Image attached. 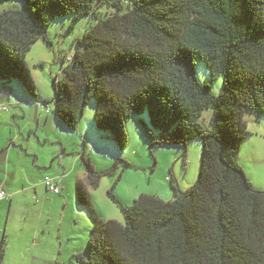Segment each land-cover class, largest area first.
I'll list each match as a JSON object with an SVG mask.
<instances>
[{"label":"trees","instance_id":"16d2710c","mask_svg":"<svg viewBox=\"0 0 264 264\" xmlns=\"http://www.w3.org/2000/svg\"><path fill=\"white\" fill-rule=\"evenodd\" d=\"M11 0H0V2ZM0 13V80L38 99L26 55L58 18L87 17L62 77L53 78V113L76 129L93 99L94 128L122 150L126 119L146 108L152 143L186 148L200 138L198 178L173 198L142 193L119 205L124 223L94 219L84 264H264V190L238 162L249 134L246 110L264 113V0H22ZM210 72L196 73V59ZM222 78L214 94L213 82ZM26 96V95H25ZM44 104H50L43 100ZM212 108L208 127L198 117ZM148 135L152 136L148 131ZM88 181L99 184L90 158ZM79 202H86L83 183Z\"/></svg>","mask_w":264,"mask_h":264},{"label":"rangeland","instance_id":"374dc122","mask_svg":"<svg viewBox=\"0 0 264 264\" xmlns=\"http://www.w3.org/2000/svg\"><path fill=\"white\" fill-rule=\"evenodd\" d=\"M22 2V0L0 2V13L4 10L19 8ZM86 25L87 17L85 16L74 19V16L69 15L55 19L47 29L50 44L44 38H40L33 42L27 52L26 61L35 79L38 98L49 101L52 109L54 108L53 78L62 77V68L70 63V58L76 48L75 40L82 35ZM196 73L200 80L210 78L209 70L198 58L196 59ZM221 86L222 78L220 77L213 82V93L218 94ZM1 93L6 97L11 96L10 103L13 105L8 103L7 99L4 101L9 104V108L21 107L19 104L21 95L27 96L20 86L10 92L4 89ZM31 107L25 106L29 111ZM44 108L46 110V107ZM94 110L95 104L93 99H90L85 114L80 119L81 124H79L83 125V130L90 138L89 146L91 147L87 149V157L90 158L95 171L100 174L98 186L88 187L87 198L94 203V207L104 219H115L121 223L125 221L121 208L108 193L111 188L120 202L129 205L142 193L155 194L164 200L173 198L172 182H177L181 189H186L195 183L202 155L200 138L189 140L186 148L177 144H153L152 138L158 136L159 133L149 124V116L145 108L141 114L131 115L126 119L125 131L128 141L125 148L121 150L114 143L108 131H98L94 128ZM211 115L212 108H208L200 116L190 117L189 120L200 121L208 127ZM244 118L249 134L241 144L237 160L242 165L252 186L255 189L264 190V113L256 109L246 110ZM52 127L53 125L49 128L51 134L53 133ZM63 127L74 137L78 135L80 139L78 143L82 150L83 139L78 134V130H68L70 128L65 125ZM148 131L152 136L148 135ZM55 132L59 131L56 129ZM68 132L64 134L68 135ZM78 167L83 170L87 169L81 159ZM83 214L88 223L84 243L81 245L79 240L75 239L65 241L63 253L59 258L51 259L48 264H84L77 260L76 255L77 253L85 254L94 219L89 211L83 210ZM56 247H58L57 243Z\"/></svg>","mask_w":264,"mask_h":264},{"label":"crops","instance_id":"0c3cea01","mask_svg":"<svg viewBox=\"0 0 264 264\" xmlns=\"http://www.w3.org/2000/svg\"><path fill=\"white\" fill-rule=\"evenodd\" d=\"M3 91L0 83V106L7 105L0 108V185L10 197L0 201V264H48L63 253L65 241L75 239L82 245L86 240L88 223L83 210L93 219L102 217L87 198L88 171L78 167L82 156L87 157L90 138L79 121L76 131L83 139L81 150L78 135L63 129L53 109L48 111L42 102L45 99L21 95V107L9 108L11 96ZM25 106H32L31 110ZM51 125L55 134L49 133ZM45 176L59 180V193L48 190ZM79 182L84 203L77 198Z\"/></svg>","mask_w":264,"mask_h":264},{"label":"built area","instance_id":"2783aa9c","mask_svg":"<svg viewBox=\"0 0 264 264\" xmlns=\"http://www.w3.org/2000/svg\"><path fill=\"white\" fill-rule=\"evenodd\" d=\"M47 107V110L49 111L51 106L50 104H45ZM1 109H6L7 105L0 106ZM44 182L48 188L49 191L54 193H59L61 191L60 182L58 180H55L51 176H45ZM10 197V194L6 191L5 187L0 185V201L3 199H8Z\"/></svg>","mask_w":264,"mask_h":264}]
</instances>
